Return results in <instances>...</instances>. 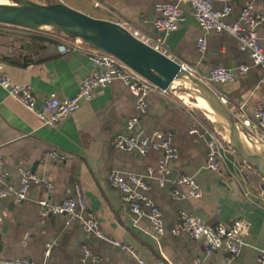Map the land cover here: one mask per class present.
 I'll use <instances>...</instances> for the list:
<instances>
[{
	"label": "crops",
	"instance_id": "1",
	"mask_svg": "<svg viewBox=\"0 0 264 264\" xmlns=\"http://www.w3.org/2000/svg\"><path fill=\"white\" fill-rule=\"evenodd\" d=\"M28 1L66 4L64 0ZM159 2L87 0L94 10L107 14L131 33L136 32L143 42L162 37L152 25L158 17L154 6ZM246 4L264 15L263 0H232L229 20H237ZM212 7L221 10L223 5L213 3ZM181 12L183 20L164 39L165 55L197 77L207 76L216 67L251 66L247 54L238 50L236 40L225 33L208 32L206 49L200 53L196 44L202 30L188 6L182 5ZM30 35L18 29L0 28V60L5 76L16 85L32 89L37 109L50 94L59 99L75 96L91 66L86 52L79 50L62 56L55 44L33 40ZM257 38L264 52V21L257 28ZM261 76L260 70L251 68L235 82L214 86L213 90L224 93L231 108L245 102L250 117L256 103L264 106ZM184 105L175 95L152 90L147 98V112L138 115L139 125L131 132L132 135H150L154 131L171 133L177 151L171 168L193 176L203 193L199 200L177 201L159 188L155 180H149L148 196L164 219L165 235L157 243L145 218L135 220L123 214L118 194L106 181L111 170L145 175L148 167H156L159 158L155 152L141 157L112 149V139L124 133L126 121L137 115L130 93L121 81L114 80L106 88L97 90L90 102L80 101L78 109L54 128L42 127L33 113L0 88V157L9 172L8 184L15 189L19 187V170L23 168L52 185L51 190L42 184L30 185L26 200L19 204L0 198V258L40 263L44 261L46 244H52L47 264H139L133 255L85 233L75 220L69 221L63 215L39 217V200L59 204L73 197L78 186L98 218L101 233L111 241L131 247L143 264H158L160 254L169 264H195V260L199 264H256L264 246V207L252 201L223 169L204 168L206 144L203 138L189 133L193 113ZM50 151L58 152L65 159H45L44 154ZM180 210L197 213L209 225L246 220L250 229L239 254L232 258L218 253L205 257L200 242L172 236L171 229L178 221ZM83 246L89 248V257L83 254Z\"/></svg>",
	"mask_w": 264,
	"mask_h": 264
},
{
	"label": "built area",
	"instance_id": "2",
	"mask_svg": "<svg viewBox=\"0 0 264 264\" xmlns=\"http://www.w3.org/2000/svg\"><path fill=\"white\" fill-rule=\"evenodd\" d=\"M231 2L232 0H160L154 6L158 17L153 20L152 25L162 37L154 40H145L144 42L155 50L165 54L163 49L164 39L174 32L177 29V24L183 20L181 6L186 5L202 30V36L197 40L196 44L197 50L200 53H203L206 49V34L208 32L225 33L236 40L238 50L247 54L251 63V66L241 64L234 69L216 67L211 69L207 76L196 77L209 88L213 89L214 86L231 84L239 77L246 75L251 68H256L262 73L259 83L264 86V52L257 38V28L263 23L264 15L256 13L251 4H246L242 8L237 20L230 21L229 17L232 13ZM213 3L222 4V9L215 10L212 7ZM132 34L138 38L136 32ZM56 39L59 40L56 49L60 55L65 56L83 50L91 62L88 73L82 80L75 96L59 99L55 94H50L46 97L41 107L37 109L32 89L29 86L12 83L5 76L1 60L0 88L10 98L19 102L29 112L33 113L42 127L54 128L60 121L71 116L78 109L80 101L90 102L97 90L106 88L114 80L121 81L130 93L137 115L126 121L124 133L112 139V149L133 153L141 157L147 155L149 152H155L159 154V158L156 167H148L145 175L123 174L116 170H111L106 176V181L118 194L119 205L123 214L130 215L135 220L145 218L149 223L154 240L157 243L160 242L165 235L164 219L161 210L148 196L151 191L149 180H155L159 188L166 190L167 195L177 201L199 200L202 198L203 193L193 176L171 168V164L177 159V151L173 147L171 133L154 131L150 135L141 133L138 135L131 134L135 126L139 125L138 115H144L147 112V98L149 94L152 90L159 89L134 73L113 56L96 51L84 41L77 42L76 40ZM189 72L191 71L189 70ZM159 92L167 94L160 90ZM214 92L221 103L232 112L237 123L240 125V131H245L249 137L260 140L264 144V106L256 103L249 117L245 109V102H241L235 108H231L230 102L224 93H219L215 90ZM256 129L260 133L256 132ZM189 133L197 135L205 141L206 160L204 168L208 171H218L223 165L224 154H232L224 148L226 147L224 141L217 135L216 131L212 132L204 128L194 116L189 126ZM44 158L54 161H63L65 159L64 156L55 151L46 152ZM19 173L20 184L15 189L8 184L9 172L4 166L3 159L0 157L1 199H8L13 204H19L26 200L30 185L42 184L46 190L52 189L50 182L39 178L29 169L21 168ZM37 205L39 207L38 215L40 218L63 215L69 221L75 220L79 222L85 233L93 234L97 238L113 244L121 251L133 255L139 264H143L136 257L131 247L111 241L101 233L98 218L90 210L78 186L74 190L73 197L66 198L59 204H51L48 200L42 199L37 202ZM249 229L250 225L244 219H234L229 222L209 225L197 213L180 210L178 221L171 229V234L177 238L184 237L194 242H200L203 246V255L205 257L218 253L232 258L239 254L244 245V237L249 232ZM52 247V244H46L44 261L40 263H34L26 259L0 258V264H47L46 260L50 255ZM82 251L86 257L90 256V250L86 246L82 247ZM194 263L199 264V260H195ZM158 264L169 263L160 254ZM256 264H264V246L259 251Z\"/></svg>",
	"mask_w": 264,
	"mask_h": 264
},
{
	"label": "water",
	"instance_id": "3",
	"mask_svg": "<svg viewBox=\"0 0 264 264\" xmlns=\"http://www.w3.org/2000/svg\"><path fill=\"white\" fill-rule=\"evenodd\" d=\"M15 1L16 6L0 7L1 25L53 38L67 35L78 37L96 51L113 56L160 91L189 94L205 102L223 123L225 146L245 168L260 177L261 188L264 189V163L252 149L244 145L240 135L249 136L245 131H240V125L232 112L221 103L214 90L182 64L155 50L116 22L93 18L62 2L37 4L28 0ZM179 80H187L188 86H175L174 83ZM253 140L264 148L260 140Z\"/></svg>",
	"mask_w": 264,
	"mask_h": 264
},
{
	"label": "trees",
	"instance_id": "4",
	"mask_svg": "<svg viewBox=\"0 0 264 264\" xmlns=\"http://www.w3.org/2000/svg\"><path fill=\"white\" fill-rule=\"evenodd\" d=\"M65 3L79 11L82 12L88 16H91L93 18L96 19H104V20H108V21H112L111 17H109L107 14H104L103 12H99L97 10H94L88 3L87 0H77L78 3L74 4L73 1L71 0H64ZM50 3H55L54 1L50 2ZM81 3V4H80ZM83 4V5H82ZM0 28H12V29H18V30H22L25 32L30 33V38L33 40H39L42 42H50L53 43L57 46V44L59 43V40L50 36H46L43 34H39L36 32H31V31H27L24 29H20V28H16V27H11V26H6V25H1L0 24ZM27 36V35H25ZM200 121V120H199ZM203 122H200V124L206 128L209 131L214 132V127L213 125L207 120V118L202 119ZM226 150H228L226 147H224ZM236 159V160H235ZM225 166V167H224ZM223 169H225V172L232 177L236 183L239 185V187L245 192L247 193V195L249 196V198L254 201L255 203H257L260 206L264 207V200L259 197L260 193L264 194V189L261 188V179L258 175H256L255 173L251 172L250 170H248L247 168H245L243 166V164L240 162V160L238 159V157L234 154H230V153H225L223 156V165H222ZM221 167V169H222ZM250 176V177H249ZM257 177L259 179V181H254L252 180V178Z\"/></svg>",
	"mask_w": 264,
	"mask_h": 264
},
{
	"label": "bare ground",
	"instance_id": "5",
	"mask_svg": "<svg viewBox=\"0 0 264 264\" xmlns=\"http://www.w3.org/2000/svg\"><path fill=\"white\" fill-rule=\"evenodd\" d=\"M16 5H17V3H15V4H7L6 2L0 0V7L16 6ZM64 37L68 38L67 41H75V39H77L76 41L79 42V41L82 40V39H80L78 37H72V36H69V35L64 36ZM187 84H188L187 80H179V81L174 83L175 86H188ZM175 96H176V94H175ZM177 96L176 97L178 99L183 100L182 101L183 104H185V105L189 104L192 107H195L196 109L204 111V113H205L206 117L208 118V120L211 123H213L214 128H215L214 130L216 131L217 135L221 139H225V131H224V126H223V123H222L221 119L215 113H213V111H211L208 108V106L205 104V102H203L198 97H195L194 102H191L189 100V95L188 94H178ZM240 136H241V139H242L244 145L249 147L250 149H252L257 154V156L261 159V161H263V163H264V148L262 146H260L257 142H254L253 140H251L249 137H247V136H245L243 134L240 135Z\"/></svg>",
	"mask_w": 264,
	"mask_h": 264
},
{
	"label": "rangeland",
	"instance_id": "6",
	"mask_svg": "<svg viewBox=\"0 0 264 264\" xmlns=\"http://www.w3.org/2000/svg\"><path fill=\"white\" fill-rule=\"evenodd\" d=\"M2 1H4V2H6L7 4H15V3H17L15 0H2ZM9 1V2H8ZM58 38H61V39H64V40H68V38H66V37H64V36H60V37H58ZM75 40H77V39H75ZM80 40V39H79ZM82 41V40H81ZM171 96H173L174 97V95H172V94H170ZM178 94H176V96H177ZM189 95V94H188ZM178 97V96H177ZM176 97V98H177ZM179 101H180V103L181 104H183L182 103V101L183 100H180V99H178ZM189 100L191 101V102H194V100H195V97L194 96H191V95H189ZM184 105V104H183ZM185 107H187L194 115V117L195 118H197V121L200 123V122H203L202 121V119H204V118H207L206 117V115H205V113H204V111H201V110H199V109H196L195 107H192L191 105H189V104H186V105H184ZM200 120V121H199ZM207 120H208V118H207ZM209 121V120H208ZM256 132H258V133H260V131L258 130V129H256ZM251 140H253L252 138H250ZM254 142H257L256 140H253ZM260 146H261V144L259 143V142H257ZM236 160V159H235ZM225 167V166H224ZM222 169H223V167H222ZM226 169V168H225ZM225 169H223L224 171H225ZM250 177V176H249ZM255 177V176H254ZM252 180H254V181H259V179L257 178V177H255V178H252ZM259 197H261L263 200H264V194L263 193H260L259 194Z\"/></svg>",
	"mask_w": 264,
	"mask_h": 264
}]
</instances>
